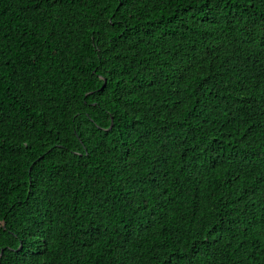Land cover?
Returning <instances> with one entry per match:
<instances>
[{"label":"trees","instance_id":"1","mask_svg":"<svg viewBox=\"0 0 264 264\" xmlns=\"http://www.w3.org/2000/svg\"><path fill=\"white\" fill-rule=\"evenodd\" d=\"M0 264H264V0H0Z\"/></svg>","mask_w":264,"mask_h":264}]
</instances>
